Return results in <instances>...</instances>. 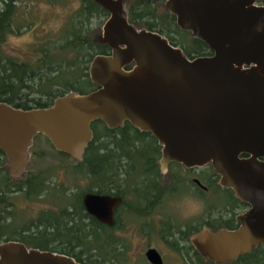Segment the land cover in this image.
Masks as SVG:
<instances>
[{
	"label": "water",
	"instance_id": "1",
	"mask_svg": "<svg viewBox=\"0 0 264 264\" xmlns=\"http://www.w3.org/2000/svg\"><path fill=\"white\" fill-rule=\"evenodd\" d=\"M94 1L109 12L99 43L112 49L90 65L97 89L69 93L47 108L0 102V150L11 176L19 180L26 172L39 135L81 161L94 122L109 129L128 122L158 141L163 170L173 162L187 168L211 164L220 185L249 206L237 217V229L206 228L192 237L203 257L232 262L264 244V6L256 0H165L178 26L213 52L190 60L164 36L133 26L124 0ZM121 202L97 193L83 197L88 214L108 226ZM147 258L162 264L156 250ZM0 264L81 263L8 241L0 243Z\"/></svg>",
	"mask_w": 264,
	"mask_h": 264
},
{
	"label": "trees",
	"instance_id": "2",
	"mask_svg": "<svg viewBox=\"0 0 264 264\" xmlns=\"http://www.w3.org/2000/svg\"><path fill=\"white\" fill-rule=\"evenodd\" d=\"M79 1L80 7L73 12L66 28L57 33L56 37H44L35 45L29 57L17 58L4 54L3 46L9 37L21 29L33 28L36 23L27 17L33 16L29 11L25 13L27 22L24 20L23 23H16L18 19L15 16L19 8L16 4L19 0H5V6L0 10V102L23 110L47 108L56 99L69 93L88 94L97 89L98 86L90 79V65L96 56L110 55L112 49L91 37L92 24L94 20H99L101 26H104L109 12L94 0ZM162 1L165 2L124 0L130 23L139 30L164 36L190 60L212 55V50L204 42L178 26L176 16L166 8L165 3L163 10L160 8L159 3ZM256 1L258 5L264 6V0ZM132 66H126V69ZM25 92L29 95L38 94L47 102L30 99ZM92 129L93 141L81 161L58 152L78 162L75 167L65 162L62 164L65 165L66 175L68 173L72 177L75 187L58 182L55 184L45 173L33 174L22 182L25 172L17 180L11 176L7 158L0 150V243L19 241L29 248L71 256L81 264L128 263V247L122 245L116 233L120 224L126 229L125 223L120 219H116L113 227L100 223L86 211L84 195L75 190H80L79 178H83L89 182V193L126 198L124 202L131 207L125 208V211H132L129 215L135 216V205H139L141 211H148L150 205L160 198L161 149L151 133L141 132L128 122L122 127L109 129L102 121H96ZM170 165L172 181L176 182L175 177L180 178L181 189L185 188L184 191L190 194L185 185L188 181H184V175L177 169L180 164ZM201 176L204 185L210 188V194L202 192L199 196L206 202L209 199L207 203H211L209 208H212L206 206L201 221L216 231L220 226L212 224L216 221L214 217L211 219L212 211L227 208L229 203L236 210H242L246 204L235 197L233 190H225L218 185L219 176L211 164L201 170ZM12 179L15 184L11 182ZM154 187L157 191L151 192ZM15 194L23 195L28 201L44 199L47 203H54L53 207L44 209L32 224L36 232L28 226L19 230L14 226L16 218L11 220L10 216L15 210L12 201ZM177 194H172L171 199H177ZM221 199L222 202L219 201ZM126 220L127 217L123 218L124 222ZM234 226L237 224L234 223ZM204 261V264H215L207 258ZM228 264H264V244Z\"/></svg>",
	"mask_w": 264,
	"mask_h": 264
},
{
	"label": "rangeland",
	"instance_id": "3",
	"mask_svg": "<svg viewBox=\"0 0 264 264\" xmlns=\"http://www.w3.org/2000/svg\"><path fill=\"white\" fill-rule=\"evenodd\" d=\"M164 3V1L159 3L161 9L164 6ZM4 6L5 0H0V10ZM16 7H19L16 11L17 15L15 16V18L18 19L16 20V23H18V21L23 23V21L26 20L25 13L29 11L33 16L27 17L34 19L36 25L33 28L28 27L21 29V31L9 37L6 44L3 46V53L8 57L15 56L17 58H26L33 53L35 45L43 40L44 37H56L57 33L68 26L69 19L73 15V12L80 7V1L64 0V2H61V0H19ZM25 22H27V20ZM92 28L93 31L91 32V37L94 40L99 39V36L103 32V25L101 26L99 20H94ZM84 89L86 90L87 87ZM28 97L30 99L42 100L43 103L47 102L45 98H42L38 94H28ZM31 105L34 104L32 103ZM63 162H65V164H70L71 167L78 165V162L74 159L58 153L48 138L44 135H39L36 137L34 145L31 148V160L21 181H25L33 174L45 173L51 177V181L55 184L58 182L68 187H75L72 177H70L68 173L66 175V171H64L65 165H62ZM163 172L166 175L167 170L165 169ZM79 180L80 190L75 191H80L83 196L89 193L87 192L89 182H86L83 178H79ZM11 182L15 184L13 179ZM147 191H149V189ZM12 201L15 204V210L10 218L11 220H15L16 218L14 226L17 227L18 230L23 226H28V228H31L34 232H36V228L32 227V224L35 223L34 221H36L38 215L41 214L44 209L53 207L54 204L47 203L44 199L28 201L23 195L16 194ZM219 201L222 202V199ZM203 209V202L197 199V197L195 198L189 195L180 196L171 202V214L176 223L183 222L184 224L191 219L194 220L198 214L203 212ZM241 211L242 210H237L236 213ZM124 223L126 229L122 232L120 241L122 242V245L126 244L128 247L129 259H127V264H149L145 253L150 246L155 247L158 250L161 249L167 258L168 264H184L180 258L177 257L176 253L168 251L164 244H162L157 238L153 237L154 235H149L151 237L149 238L150 240H148L147 237L138 235L135 229L136 226L133 224L135 223L133 216L130 215Z\"/></svg>",
	"mask_w": 264,
	"mask_h": 264
},
{
	"label": "flooded vegetation",
	"instance_id": "4",
	"mask_svg": "<svg viewBox=\"0 0 264 264\" xmlns=\"http://www.w3.org/2000/svg\"><path fill=\"white\" fill-rule=\"evenodd\" d=\"M159 145V144H158ZM161 149V147H160ZM161 156H162V151H160V159H159V171H160V184L159 188L160 191L158 193V198L156 201H154L151 205L148 211H144L140 209L139 205H135L136 208V213L134 217V226L136 229V232L138 235L142 237H147L148 240L151 238L149 235H154L153 237L157 238L162 244L166 246V249L168 251H173L174 253L177 254V257L180 258V260L184 264H204V258L198 250L195 248V246L192 243V237L195 235L199 234L201 231L204 229H209L212 232H218L219 230L226 229V230H235L239 227V223L237 221V217L244 214L246 211H248L249 206L246 204V206L243 207L242 211L237 213L234 218H232V215L234 212L237 210L233 208L234 205H230V203L227 205V208H219L216 212L212 211L211 213V219L216 221H213L212 224L214 226H220V228L216 231L212 230L210 227H207L204 225L203 220L201 221V218L204 217L206 206L209 208L211 206V203H207L201 196L202 192L210 194V188L204 185L203 181V175L201 176V171L205 167H194V168H187L183 164L173 162L170 164H180L179 171L184 175V181L185 185H187L188 190H190V194H188L184 189H181L182 187L180 186L182 183L180 181V178L175 177L174 181H172L170 171V164L168 165L167 168V173L166 175L164 174L162 170V166L160 164L161 161ZM247 157V156H244ZM264 160V159H263ZM180 173V174H181ZM219 176V175H218ZM174 183V185H173ZM219 186L220 185V176H219ZM222 187V186H221ZM225 190H231L228 188H224ZM157 191V188H153L151 192ZM176 191V192H175ZM150 192V193H151ZM176 197L184 196V195H189L192 197H197L201 202L204 204V209L203 212L198 214L197 217L193 220H189L183 224V222L176 223L175 220L172 218V211H171V202H173L172 194H176ZM234 193V192H233ZM196 194V195H195ZM140 194H138L139 196ZM114 196V195H110ZM118 197L122 200L121 204L117 206L115 209V214H114V223L112 226H108L104 224L107 227H113L116 223V219H120L121 222L124 223L123 218H129L128 213H132V211L127 212L125 211V208H130L131 206L126 205L124 202L126 198H123L121 196H115ZM141 199V196L139 200ZM166 201V203L163 202ZM159 201V203L156 204V202ZM161 202L163 203V207L160 208ZM126 205V206H125ZM158 205V208L156 207ZM206 205V206H205ZM212 210V208H209ZM122 223V224H123ZM237 224V226H234ZM124 226L120 224V229L116 232L118 236L121 237L122 232L124 231ZM150 250H156L159 255L162 258V264H168L167 258L165 254L160 250L156 249L155 247H148L145 253L146 259L149 264H152L148 258H147V253ZM208 260V258H207ZM210 260V259H209ZM212 261V260H210ZM214 262V261H212ZM217 264L216 262H214ZM222 264H228V262L222 263Z\"/></svg>",
	"mask_w": 264,
	"mask_h": 264
}]
</instances>
